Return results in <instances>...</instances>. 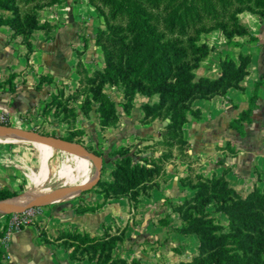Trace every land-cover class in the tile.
Returning a JSON list of instances; mask_svg holds the SVG:
<instances>
[{
    "label": "crops",
    "instance_id": "obj_1",
    "mask_svg": "<svg viewBox=\"0 0 264 264\" xmlns=\"http://www.w3.org/2000/svg\"><path fill=\"white\" fill-rule=\"evenodd\" d=\"M0 14L8 16L11 12L0 8ZM39 18L42 23H50L51 28L33 32L31 52L21 36H13L9 25L0 27V112L10 116L11 126L21 129L51 126L45 119L44 107L51 101L53 90L44 76L50 74L56 81L78 83L79 60L98 68L104 58L95 40L97 30L104 27L103 18L89 0H62L43 9ZM239 19L248 28V33L233 38L239 46L230 45L219 29L202 34L201 42L207 43L210 51L195 73L197 78L219 77L221 63L230 52L237 65L241 55L250 57L248 73L240 81L241 87L232 86L225 94L195 99L193 107L200 110L201 117L186 122L183 133L190 157L198 161L199 170L206 177H224L229 186L245 194L255 188L264 190V86L259 88L260 99L252 122L246 124V134L242 136L232 129L230 121L248 107L249 97L264 72V16L244 11ZM157 98L153 97V101ZM142 105H134L135 114H123L115 126L122 132L120 136L109 133L105 138L107 146L113 145L115 149L134 142L141 148L163 137L167 120L144 119ZM78 115L76 125L88 131L87 144H94L101 130L95 112L90 115L84 110ZM67 126L63 121L54 124L55 134L63 138L68 133ZM161 153L157 149H140L136 159L156 158ZM106 160L103 158V164ZM187 165L177 158L167 162L165 177L142 191L137 210L131 207L127 196L109 198L100 206L106 200L104 195L89 191L78 199L44 205L31 224L9 235L5 229L8 217L0 213V231L5 230L0 236L3 264H97L88 255L69 256L64 240L57 237L60 230L70 229L92 235L120 229L123 240L112 254L127 261L136 258L142 264H171L185 254L193 255L200 240L196 234L183 236L175 229L180 214L173 213L169 224L160 220L162 210L171 213L177 199L196 191L180 180L181 175L188 174ZM95 169L93 160L64 148L17 136H0V188L17 192L21 203L83 186ZM167 197H173L175 202L165 201ZM78 204L96 209L78 212Z\"/></svg>",
    "mask_w": 264,
    "mask_h": 264
},
{
    "label": "trees",
    "instance_id": "obj_2",
    "mask_svg": "<svg viewBox=\"0 0 264 264\" xmlns=\"http://www.w3.org/2000/svg\"><path fill=\"white\" fill-rule=\"evenodd\" d=\"M61 1L0 0V8L11 12L8 16L0 14V27L9 25L13 36H21L31 52L33 32L51 28L50 23L40 21V12ZM89 2L104 22V27L97 30L96 44L102 48L105 67L95 76L86 73L80 82L91 85L97 84L98 81L116 83L128 100L124 104L127 110L138 94L148 98L157 96V101L152 99L143 103L144 119L153 117L168 120L166 133L158 142L165 147L162 155L151 160L134 162L128 148H122L118 151L121 157L115 161L112 171L113 179H101L96 185L99 189H93L103 193L105 199L126 195L137 202L142 191L163 171L164 163L174 155L173 148L178 149L184 158L188 157V141L183 136V125L191 117H201L200 110L193 107L194 100L225 94L232 86L241 87L240 81L248 73L247 63L250 57L241 55V63L237 65L230 52L221 63L219 77L197 78L195 70L210 51L208 44L201 42L202 34L219 29L229 39L230 45L239 46L240 43L233 38L248 33V28L240 21L239 14L249 11L264 16V0ZM46 77H43L44 81L47 80ZM263 86L264 72L249 97L248 107L230 121V127L242 136L246 134V124L252 122L260 99L259 88ZM88 96L86 111L90 110L89 101L97 94ZM110 105L109 109L105 106L100 109L103 127L110 126L116 119L115 104ZM82 134L83 131L75 130L63 138L76 141L77 135ZM94 153L103 156L101 152ZM198 176L201 181L190 183L193 187H198L195 197L176 209L185 220L179 229L180 233L196 234L199 237V255L193 261L181 264H230L233 254L245 259L242 264H264V190L255 188L243 195L229 186L224 177L208 178L202 174ZM206 195L215 200L219 199L215 211L228 215L229 231L214 224L207 217L208 212L199 209V201ZM17 196V192L7 187L0 188L1 200ZM76 209L78 212L93 211L96 206H77ZM193 210L198 212L194 213ZM4 231H0V236ZM65 237L70 238L71 242ZM64 238L71 258L88 255L89 258L95 259L97 264H139L138 260L129 263L123 258L113 256L112 249L121 237L111 234L94 237L76 230L74 233L68 232L57 237L63 240ZM0 264H3L1 249Z\"/></svg>",
    "mask_w": 264,
    "mask_h": 264
},
{
    "label": "rangeland",
    "instance_id": "obj_3",
    "mask_svg": "<svg viewBox=\"0 0 264 264\" xmlns=\"http://www.w3.org/2000/svg\"><path fill=\"white\" fill-rule=\"evenodd\" d=\"M97 33V32H96ZM33 36V35H32ZM96 40V38H95ZM103 53V51H102ZM104 57V54H103ZM98 64V63H97ZM89 64H87L88 66ZM85 65L84 62H82V60H79L77 65H76V71L78 72L80 79L81 77H84V75H86V73L88 75L91 76H95L98 72L102 71L105 67V60L103 58V61L100 63L99 62V66L98 68H96L95 66H88L87 67ZM46 79L47 82L49 84H51L52 86V94H51V101L46 103V106L44 107V116L45 119L48 120V122L51 123L50 127H42L40 126L38 129H31L34 131H38V132H43L52 136H58L55 134L56 130L54 128V124L58 123V122H65L67 123V134H65L64 136H68L70 135L71 132L75 131V130H81L83 131L82 135H77L76 137V141L80 140V143L82 144H86L84 146H86L90 151L92 152H101L103 153V157L104 159L106 158V162H104V166H103V170H102V180H106V181H111L113 179L112 176V171L115 168V161L117 159H119L121 157L120 153L118 151H120V149L122 148H128V152L130 154L133 155V161H139L136 159V154L138 153V150H143V149H147V150H151V149H157V150H161L162 153L165 149L164 145H160L158 144L159 141L162 140V138H160L159 140L153 141L152 143L148 144V145H141V148H139L138 146H135L134 142H128L125 143L124 145L121 146H117L115 149H113V145L107 146L105 138L108 136L109 133H114V136H120V133L122 131H119L118 129H116L115 126L118 125V123L120 122L123 114L126 112H130V114L133 112V114H135V109H134V105L138 103L143 104L146 101H152L153 98H148L146 96H143L141 94H138L135 98H133L132 101V106L129 108V110L125 109L124 104H126L128 102V100L125 98L123 90L116 84L110 81H105V82H100L98 81L97 84L95 85H91L88 83H81L80 81L78 83H72V82H63V81H56L54 79V77H52L50 74L46 75ZM49 80V81H48ZM92 93H96L97 96H95V98H91L90 102V110L86 111L85 110V106H87L88 104L86 103V99L89 97L88 95H90V97H92ZM156 98V96H155ZM55 101H52V100ZM146 99H150V100H146ZM158 99V98H157ZM137 100V101H136ZM146 100V101H145ZM140 101V102H139ZM110 103L115 104L116 107V119L115 121H113V123L108 126V127H103L101 125V119H102V113H101V108L108 107L107 109H109V107L111 106ZM86 111L87 113L89 112L90 115L95 112L96 116H97V120L99 122V126H100V136L98 138V140L95 141L94 144H87V137L89 136V133L87 130L83 129V128H79L76 123L78 120V112L79 111ZM135 111V112H134ZM141 116V120H142ZM136 119L139 118V116L135 117ZM192 118V117H191ZM159 119V118H157ZM194 119V118H192ZM163 120V119H160ZM167 120V119H166ZM164 121V120H163ZM168 122V120H167ZM114 127L111 131L109 130L110 128ZM165 128V127H164ZM93 134V133H92ZM184 134V133H183ZM184 136V135H183ZM111 138V135H110ZM150 140V139H148ZM105 147V148H104ZM187 158H184L181 154L180 151L178 149H174V155L172 156V159H181L182 161H185L188 165L186 166V170L188 171V174L186 176H180V180L182 182H184L183 184L187 185V186H192V184L190 185V183L196 184L198 183V181H201L198 175L203 174L202 171L199 170L200 168V164H198V161H195V159L193 160L192 157H190L189 153H188V146H187ZM162 153L160 155H162ZM159 157V156H158ZM155 157L150 156L148 157L147 160H151ZM170 160H168L167 162H169ZM166 163H164L163 166V171L160 173V175L156 178V180L158 178H164L165 177V166ZM96 171V169H95ZM94 171V173H95ZM93 173V175H94ZM205 176V175H204ZM206 177V176H205ZM156 180H154L153 182H151V184H156ZM98 186H95L93 189H99L97 188ZM196 189V191L190 195V196H185V198H181V199H177L176 202L174 200H172L173 197H167L165 201H170V203H176L175 204V209L173 211H171V213L169 212V214L167 213V210H162L161 211V221L165 222V223H172L170 221V218L172 219V214L173 213H179L178 209H176L177 207H179L180 205H183L186 201L193 199V197H195L198 187H193ZM89 190V191H94L95 193L98 194H103V193H99L97 190ZM87 191V192H89ZM86 193V192H84ZM83 193V194H84ZM83 194L80 195L78 198L83 197ZM243 195H246L247 193H242ZM20 195H18L15 198L12 199H6V200H1L0 202H4V201H14V203H18V204H22L21 199L19 198ZM126 196V195H125ZM120 196L117 197H110V198H119ZM122 197V196H121ZM129 197V196H127ZM75 199V198H74ZM109 198H107L106 200L102 201L100 203V206H103L104 204H106V201ZM130 202H131V207H133L134 209L136 208V210L138 209V201L140 200L138 198V201L136 202L134 199H131V197H129ZM231 199V198H228ZM227 201V200H226ZM199 206H200V210H204L206 212H208V218H210L214 224L221 226L224 230L229 231L230 229V220L229 217L226 213L224 212H216L215 211V207L217 205V203L219 202V199L215 200L213 198H210L208 195L206 196H202L201 200L199 201ZM217 202V203H216ZM48 205V204H47ZM99 205V204H98ZM77 206H89V205H84V204H78L75 206V208ZM204 206V207H203ZM43 207V206H42ZM132 211V210H131ZM84 212H89V211H84ZM194 213H197V210H193ZM201 212V211H200ZM174 221V220H172ZM177 225L175 227V229H177V231L180 233L179 229L182 227V225L185 223V220L183 217H181V215L178 217L177 216V221H176ZM79 231L78 229H70V230H60L58 235H64L65 233H74V231ZM81 232V231H79ZM81 233H86V232H81ZM120 229H116L113 233H109V229L108 231H106L104 234L102 235H92L90 233L91 236H96V237H103L105 234H111L115 237H121V240L119 242L116 243V245L113 247L112 249V253L114 252V250L118 247V245H120L122 243V232L120 234ZM181 235L185 236L184 234L180 233ZM66 238V237H65ZM64 238V241H65ZM66 240H68L69 242H71V239L66 238ZM95 243V242H94ZM200 245V242H199ZM181 246V250L184 251V248L182 245ZM178 248V247H176ZM179 250V249H178ZM180 251V250H179ZM114 255V254H113ZM199 255V246L197 248V251L193 254V255H186L178 258L176 261H173L171 264H181L183 262H190L193 261V259ZM114 257H119L118 255H115ZM126 260V259H125ZM134 260H138L136 258L128 261L129 263H131ZM127 261V260H126ZM139 264H142L141 260L139 259ZM245 261V259H241V257H239L238 255L233 254V256L230 258V264H242ZM151 264H168L165 261L160 262V263H151ZM170 264V263H169Z\"/></svg>",
    "mask_w": 264,
    "mask_h": 264
},
{
    "label": "water",
    "instance_id": "obj_4",
    "mask_svg": "<svg viewBox=\"0 0 264 264\" xmlns=\"http://www.w3.org/2000/svg\"><path fill=\"white\" fill-rule=\"evenodd\" d=\"M0 136H17L27 138L36 142L44 143L52 147H61L73 154H77L93 160L96 167L94 175L90 178L88 183L83 186H80L76 189L61 190L42 197H38L32 201L19 205L15 204L14 201L0 202L1 214L11 215L13 213H22L30 208L42 207L50 203L77 198L84 192L93 189L101 180L102 170L104 166L103 158L97 155L96 153L90 151L86 146L80 143L68 141L59 136L46 135L38 131L21 129L8 125H0Z\"/></svg>",
    "mask_w": 264,
    "mask_h": 264
},
{
    "label": "built area",
    "instance_id": "obj_5",
    "mask_svg": "<svg viewBox=\"0 0 264 264\" xmlns=\"http://www.w3.org/2000/svg\"><path fill=\"white\" fill-rule=\"evenodd\" d=\"M11 124L10 116L5 112H0V125ZM41 207L30 208L22 213H13L9 215L6 222V233L9 235L14 231H18L33 222L35 216Z\"/></svg>",
    "mask_w": 264,
    "mask_h": 264
},
{
    "label": "bare ground",
    "instance_id": "obj_6",
    "mask_svg": "<svg viewBox=\"0 0 264 264\" xmlns=\"http://www.w3.org/2000/svg\"><path fill=\"white\" fill-rule=\"evenodd\" d=\"M40 143V142H39ZM40 144H43V145H46V146H50V145H47V144H44V143H40ZM50 147H52V146H50ZM15 204H17V203H15Z\"/></svg>",
    "mask_w": 264,
    "mask_h": 264
}]
</instances>
